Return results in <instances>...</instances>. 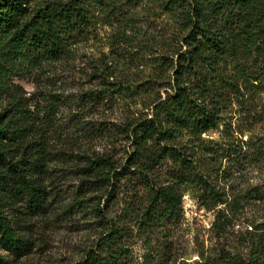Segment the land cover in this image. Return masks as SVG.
Listing matches in <instances>:
<instances>
[{
  "label": "rangeland",
  "instance_id": "1",
  "mask_svg": "<svg viewBox=\"0 0 264 264\" xmlns=\"http://www.w3.org/2000/svg\"><path fill=\"white\" fill-rule=\"evenodd\" d=\"M65 1L32 0L31 5ZM101 3L89 9V26L71 46L69 59L35 69L19 63L3 83L7 90L0 89V112L9 109L6 114L13 100L26 111L33 102L30 116L45 120L49 102L54 105L44 176L50 207L28 221V254L14 260L0 248V255L10 264H76L96 246L107 220L128 228L130 264H144L161 244L163 264L245 257L251 240L264 232V59L253 54L223 66L238 91L227 89L218 127L202 135L214 154L177 181L181 210L175 222L144 236L135 221L150 194L145 179L132 168L133 174L118 177L110 190L91 185L83 167L89 159L105 157L113 172L127 169L128 125L150 118L153 102L170 92L168 62L185 32L162 0ZM84 93L102 99L84 105ZM178 168L171 159L157 161L151 184L172 183Z\"/></svg>",
  "mask_w": 264,
  "mask_h": 264
},
{
  "label": "trees",
  "instance_id": "2",
  "mask_svg": "<svg viewBox=\"0 0 264 264\" xmlns=\"http://www.w3.org/2000/svg\"><path fill=\"white\" fill-rule=\"evenodd\" d=\"M31 2L0 0V89L7 90L3 83L10 69L19 63L35 69L69 59L71 46L89 26V9L103 0H67L42 7H33ZM162 3L185 32L174 53L175 59L168 62L172 73L167 85L170 92L166 91L164 99L158 97L153 102L150 118L128 125L131 152L127 169L113 172L111 161L105 157L89 159L83 167L92 178L88 181L91 185L105 184L110 190L114 181L133 174L132 168L145 179L144 187L150 194L135 221L137 232L144 236L175 222L181 210L179 180L185 181L188 170L214 154L202 135L218 127L219 104L226 98L227 89L238 91L236 81L223 73V66L253 54L264 59V0H162ZM80 99L84 105L92 106L102 97L84 93ZM13 102L9 104L12 107L9 114H6L9 109L0 112V248L15 260L30 251V243L24 237L28 221L50 207L44 176L49 162L47 146L54 105L49 102L43 120L30 116L35 103L31 102L26 111ZM14 107L17 109L13 111ZM164 159L176 163L179 172L172 183L153 186L150 170ZM112 195L113 192L107 191L108 198ZM105 225V233L96 246L76 264L131 263L125 243L128 228L107 220ZM160 246L151 250L144 264H163L165 245ZM248 248L245 257L225 254L219 264H264V232L252 239ZM0 264L10 263L0 255Z\"/></svg>",
  "mask_w": 264,
  "mask_h": 264
}]
</instances>
